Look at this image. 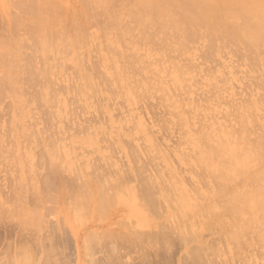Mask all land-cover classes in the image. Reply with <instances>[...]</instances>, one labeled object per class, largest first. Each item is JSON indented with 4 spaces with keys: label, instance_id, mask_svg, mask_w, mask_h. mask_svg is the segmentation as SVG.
Wrapping results in <instances>:
<instances>
[{
    "label": "rangeland",
    "instance_id": "obj_1",
    "mask_svg": "<svg viewBox=\"0 0 264 264\" xmlns=\"http://www.w3.org/2000/svg\"><path fill=\"white\" fill-rule=\"evenodd\" d=\"M217 1L0 0V264H264V165L203 161L248 123L264 158V21Z\"/></svg>",
    "mask_w": 264,
    "mask_h": 264
},
{
    "label": "bare ground",
    "instance_id": "obj_2",
    "mask_svg": "<svg viewBox=\"0 0 264 264\" xmlns=\"http://www.w3.org/2000/svg\"><path fill=\"white\" fill-rule=\"evenodd\" d=\"M217 1V0H216ZM221 2H222V0H218L217 1V6H220V5H222L221 4ZM242 4H246V5H251V6H254V14H255V16H256V18L258 19V21L259 20H263L264 21V0H242ZM243 5V6H244ZM169 7V6H168ZM178 7V6H177ZM211 10V9H210ZM42 12L44 13L45 12V15H46V11H44V10H42ZM174 13V12H173ZM185 13H186V11H185ZM188 13V12H187ZM186 13V14H187ZM207 13H209V11L207 12ZM207 13H205V14H207ZM204 14V15H205ZM41 15L42 14H40L39 13V18H40V20L38 21V24L39 25H45L46 26V28H47V26H48V24L47 23H50V22H47L46 21V16L44 17V16H42L41 17ZM48 15V14H47ZM175 16H177V15H175ZM184 16H186L185 14H184ZM206 16V15H205ZM50 18V17H49ZM48 20V19H47ZM51 20V19H50ZM53 22V21H52ZM169 22H171V21H169ZM168 22V23H169ZM177 22V21H176ZM185 22V21H184ZM189 22V21H188ZM209 22V21H208ZM167 23V22H166ZM180 23H183V21L182 22H180ZM264 23V22H263ZM47 24V25H46ZM177 24V23H176ZM249 24V23H248ZM51 25V24H50ZM169 25V24H168ZM171 25V24H170ZM173 25H174V22H173ZM173 25L171 26L172 28H174V27H178L179 26V21H178V26H175L174 25V27H173ZM182 25V24H181ZM250 25V24H249ZM257 25H258V27L260 28L261 27V25H262V21H261V23H260V21H259V23H257ZM184 26H186V25H184ZM208 26H210V25H208ZM169 27V26H168ZM180 28H181V26H179ZM183 27V26H182ZM251 27H249V29H250ZM169 29V28H168ZM211 29V31H212V28L211 27H209V30ZM262 29V28H261ZM264 29V28H263ZM179 30V29H178ZM251 30V29H250ZM250 30H248L249 32H250ZM40 31H41V29H40ZM46 31V30H45ZM170 31V30H169ZM173 31H174V29H173ZM235 31V30H234ZM257 31V30H256ZM259 31V30H258ZM262 31V30H261ZM260 31V32H261ZM47 33H48V31H46ZM176 32V31H175ZM178 32H180V31H178ZM248 33V32H247ZM262 33H264V32H262ZM42 34H43V32H42ZM44 34H45V32H44ZM249 34V33H248ZM251 34H252V36L254 35L253 34V32L251 31V33H250V43L253 45V46H255V45H257V41H255V43L253 42L254 41V39H257V37L255 36V38H254V36H253V38L254 39H252V36H251ZM260 33H258L257 32V35H259ZM47 35H49V34H47ZM246 35V34H245ZM262 35V34H261ZM38 36H40V35H38ZM37 36V38H40V37H38ZM42 36H44V35H42ZM50 36V35H49ZM48 36V37H49ZM243 36V35H242ZM248 36V35H247ZM47 37V36H46ZM43 38H45V37H43ZM259 38V37H258ZM46 39V38H45ZM49 39V38H48ZM47 39V40H48ZM251 39H252V41H251ZM261 39H262V37H261ZM34 40V39H33ZM41 40V42H43L44 43V41H45V43H47V41L46 40H44V41H42V39L40 38L39 39V41ZM248 40V41H249ZM263 40V39H262ZM262 40H260V41H262ZM25 41V40H24ZM38 41V40H37ZM36 41V42H37ZM257 42V43H256ZM25 43V42H24ZM38 43V42H37ZM44 43V44H45ZM180 43H182V42H180ZM9 44V43H8ZM42 44V43H41ZM259 44V43H258ZM38 45V44H37ZM48 45V44H47ZM181 45V44H180ZM183 45V44H182ZM252 45H250V47L252 46ZM264 45V44H263ZM262 45V46H263ZM261 46V45H260ZM41 47V46H40ZM39 47V48H40ZM43 47H45V45L43 46ZM48 47V46H47ZM11 48V47H10ZM255 48V47H254ZM257 48H258V45H257ZM263 48H264V46H263ZM0 49H1V45H0ZM256 49V48H255ZM4 50V49H3ZM264 50V49H263ZM16 51V50H15ZM48 51V50H47ZM2 52V51H1ZM0 52V59L2 60V53ZM22 52V51H21ZM40 52V51H39ZM4 53V52H3ZM13 53V52H12ZM258 53V52H257ZM261 54V53H260ZM4 55H5V53H4ZM3 55V56H4ZM10 55V54H9ZM47 55V54H46ZM41 56V55H40ZM11 57H13L12 56V54H11ZM41 58H42V56H41ZM40 58V59H41ZM11 59V58H10ZM46 59V58H45ZM44 59V60H45ZM264 59V58H263ZM6 60V59H5ZM43 60V59H42ZM28 61V60H27ZM32 61V60H31ZM263 61V60H262ZM40 62V61H39ZM43 62V61H42ZM47 62V61H46ZM0 63H1V61H0ZM6 63V62H5ZM12 64H13V61H12ZM263 64V63H262ZM8 65V64H7ZM29 65V64H28ZM45 65V64H44ZM9 67V66H8ZM25 67H26V65H25ZM32 67V66H31ZM30 67V68H31ZM30 68L28 69L29 71H30ZM147 68V67H146ZM25 70H27L26 68H24ZM34 69H35V66H34ZM34 69H32V72H33V70ZM36 69H39V68H36ZM6 70V69H5ZM27 70V71H28ZM6 72H7V70H6ZM31 72V71H30ZM29 72V73H30ZM31 72V73H32ZM38 72H39V70H38ZM49 72V71H48ZM47 72V73H48ZM27 73V72H26ZM37 73V72H36ZM40 73H43V71L42 72H40ZM14 74V73H13ZM12 74V75H13ZM45 74V73H44ZM34 76H35V74H33ZM48 76H50L49 74H47ZM30 76H31V74H30ZM40 75H38V77H39ZM43 76V75H42ZM16 77V76H15ZM27 77V76H26ZM33 77V76H32ZM31 77V78H32ZM43 77H47V76H43ZM21 78V77H20ZM25 79V78H24ZM181 80V79H180ZM12 81V80H11ZM24 81V80H23ZM28 81V80H27ZM44 81H45V79H44ZM20 82V81H19ZM4 84V83H3ZM6 87H7V85H6ZM12 87V86H11ZM9 88V87H8ZM13 91V90H12ZM244 119V118H243ZM246 119V118H245ZM244 119V120H245ZM251 121H252V119H251ZM243 122V121H242ZM247 122V121H246ZM248 123V122H247ZM247 123H245L244 122V124H247ZM241 124V123H240ZM243 125V124H242ZM241 125V126H242ZM248 126H249V123H248V125H243L242 126V128L243 129H241V132H239L240 133V137H238L237 136V138L235 137V135L232 133L233 132V130H232V132H229V131H222L221 132V134L223 135L222 137L223 138H225L224 140H223V143H220V141L222 140V137H220L219 139L220 140H216L217 141V146H216V144H215V146L213 145H211V151H212V153L211 154H209V155H206L205 157H204V159H203V161H204V163L205 164H207L206 166H207V168H210L211 169V173H212V170H213V173H212V175H213V178H214V176H216V171H215V174H214V170L215 169H217V170H219V169H221V171L220 172H218V173H220V174H218L217 173V176L216 177H218V178H222L224 175H222V177H221V174H226L227 175V170L230 168L231 170L229 171V172H231L230 174H234L236 171H237V168L238 167H240V166H244L245 165V171L244 172H247V170L248 169H254L255 170V172L256 173H259V172H261V170H260V168L262 167L263 168V165H264V158H262V150H261V148H260V146L259 145H257V147L254 145V146H251V144H249L248 143V137H247V132H246V129L248 128ZM251 128V127H250ZM247 131H249V129H247ZM235 133V132H234ZM204 135H206L205 133H204ZM236 135H237V133H236ZM210 136V135H209ZM215 136H217V135H215ZM212 137V136H211ZM264 140V139H263ZM215 141V142H216ZM208 142L210 143V141L208 140ZM204 143V142H203ZM211 144V143H210ZM222 144V145H221ZM225 146H224V145ZM254 144V143H253ZM263 145V144H262ZM212 147H214V148H212ZM263 147V146H262ZM263 149V148H262ZM262 152V153H261ZM263 156H264V154H263ZM217 158H219L220 160H222L223 162H226V164H228V166H226V167H220L219 169H218V167H219V165H218V163H217ZM84 165V164H83ZM233 166V167H232ZM109 167V166H108ZM246 167H248V168H246ZM82 168H84V167H81V169ZM101 168V167H100ZM214 168V169H213ZM223 168H226L225 169V171L226 172H223V173H221L222 171H224L223 170ZM235 169H236V171H235ZM258 170V171H257ZM58 171V170H57ZM83 171V170H82ZM95 171V170H94ZM97 171V170H96ZM105 171V170H104ZM120 171V170H119ZM209 172H210V170H208ZM233 171V172H232ZM249 171V170H248ZM93 172V171H92ZM98 172V171H97ZM136 172V171H135ZM53 173V172H52ZM104 173H106V172H104ZM124 173V172H123ZM122 173V174H123ZM91 174V173H90ZM96 174V173H95ZM95 174H93V176L95 175ZM113 174V173H112ZM115 174H117L118 175V173L116 172ZM128 174V173H127ZM210 174V173H209ZM229 173H228V175H230ZM232 174V175H233ZM237 174V173H236ZM235 174V175H236ZM246 174H248V172L246 173ZM253 174V173H252ZM106 175V174H105ZM105 175H98V177L99 176H105ZM111 175V174H110ZM126 175V174H125ZM130 175V174H129ZM128 175V176H129ZM232 175H230V176H228L229 178H230V180L228 179V181H231L232 179H233V177H234V175H233V177H231ZM87 176V175H86ZM96 176H94L93 178H95ZM115 177V176H114ZM119 177V176H118ZM130 177V176H129ZM212 177V176H211ZM227 177V176H226ZM227 177V178H228ZM260 176H258V178H259ZM50 178V177H49ZM52 178V177H51ZM78 178H80V177H78ZM102 178V177H101ZM113 178V177H112ZM121 178V177H120ZM131 178V177H130ZM218 178H216V179H218ZM223 178H225V176L223 177ZM222 178V179H223ZM48 179V178H47ZM77 179V178H76ZM97 179V178H96ZM114 179V178H113ZM212 179V178H211ZM221 179V180H222ZM62 180V179H61ZM98 180H102V179H98ZM121 182V185H123V183H122V181L123 180H121V179H119ZM220 180V181H221ZM227 179H225L224 181H226ZM44 181V180H43ZM52 181V180H51ZM50 181V182H51ZM79 181H80V179H79ZM87 181V180H86ZM93 181V180H92ZM103 181V180H102ZM117 181V180H116ZM148 181V180H147ZM223 181V180H222ZM78 182V181H77ZM84 182H85V180H84ZM96 182V181H95ZM100 181H98V183H99ZM108 182H109V180H108ZM127 182V181H126ZM140 182H142V181H140ZM216 182V181H215ZM44 183H46V182H44ZM48 183V182H47ZM79 183V187H80V182H78ZM82 183V182H81ZM120 183H118L117 184V182H116V186H118ZM144 183V182H143ZM212 183V182H211ZM83 184V183H82ZM100 184H103V182L102 183H100ZM127 184H129V182H127ZM222 184V183H221ZM224 184V183H223ZM226 184V183H225ZM224 184V185H225ZM51 185V184H50ZM50 185H45V186H50ZM109 185H110V183H109ZM108 185V186H109ZM45 186H43V187H45ZM54 186V185H53ZM77 186V185H76ZM99 185H97L96 187L97 188H95L94 189V191L95 192H97V193H100L101 194V190H103V188L101 189V186H100V191H99V187H98ZM102 186H105V184H103ZM113 186V185H112ZM120 186V185H119ZM78 187V186H77ZM81 187H83V185L81 186ZM110 187H111V185H110ZM109 187V188H110ZM50 188V187H49ZM52 188V187H51ZM87 188H89V187H87ZM111 188H113V187H111ZM44 189V188H43ZM46 189H48L47 187H46ZM45 189V190H46ZM55 189V188H54ZM53 189V190H54ZM67 189V188H66ZM69 189V188H68ZM76 189V188H75ZM79 189V188H78ZM81 189V188H80ZM105 189V188H104ZM118 189H120V188H118ZM71 190V189H70ZM82 190V189H81ZM85 190V189H84ZM87 190V189H86ZM90 190V192H91V189H89ZM110 190V189H109ZM113 190V189H112ZM234 190V189H233ZM44 191V190H43ZM48 191V190H47ZM51 191V190H50ZM49 191V192H50ZM80 191V190H79ZM108 191V190H107ZM220 191V190H219ZM83 192V191H82ZM85 192V191H84ZM103 192H106V190H104ZM217 191H215V193H216ZM221 192V191H220ZM44 193V192H43ZM77 193H78V191H77ZM80 193V192H79ZM92 193V192H91ZM90 193V194H91ZM107 193V192H106ZM142 193V192H141ZM147 193V192H146ZM150 193V192H149ZM223 193H225V191H223ZM255 193V192H254ZM19 194V193H18ZM34 194H35V192H34ZM42 194V193H41ZM45 194H47V193H45ZM66 194H67V192H66ZM70 194V193H69ZM86 194H89L88 192L87 193H85V196H86ZM89 194V195H90ZM136 194H138V193H136ZM236 194H237V191H236ZM235 194V192H234V194L233 195H236ZM240 194V193H239ZM33 195V194H32ZM31 195V196H32ZM39 195V194H38ZM50 195V194H49ZM68 195V194H67ZM78 195H80V194H78ZM89 195H88V197H89ZM139 195V197H141L140 196V194H138ZM138 195H136V197L138 196ZM232 195V196H233ZM246 195V194H245ZM35 196V195H34ZM55 196H57V195H55ZM81 196H83V193L81 194ZM104 196H105V194H104ZM215 196V195H214ZM220 196V195H219ZM236 196H239V195H236ZM236 196H235V198H236ZM252 196V197H251ZM250 196V198H254L253 196H255L256 197V199L255 200H257V199H259V198H261L262 200H264V189H260V190H258V191H256V193L254 194V195H251ZM16 197H17V195H16ZM26 197V196H25ZM37 197V196H36ZM39 198H41L40 197V195L38 196ZM37 197V198H38ZM51 197V196H50ZM50 197H49V199H50ZM88 197H86V198H88ZM92 197V196H91ZM96 197L98 198V196H97V194H96ZM99 197H100V195H99ZM103 197V196H102ZM139 197H138V200H139ZM216 197V196H215ZM223 197H225V196H223ZM223 197H221L223 200H224V198ZM228 197V196H227ZM35 198V197H34ZM48 198V197H47ZM58 198V197H57ZM112 198V197H111ZM18 199H19V197H18ZM17 199V200H18ZM36 199V198H35ZM82 199V198H81ZM103 199H104V197H103ZM102 199V200H103ZM106 199V198H105ZM110 199V198H109ZM108 199V200H109ZM225 199H226V197H225ZM246 199V198H245ZM15 200H16V198H15ZM30 200V199H29ZM31 200H32V197H31ZM39 200V199H38ZM51 200V199H50ZM55 200H57L56 199V197H55ZM83 200H85V199H83ZM93 200V199H92ZM107 200V199H106ZM137 200V199H136ZM227 200V199H226ZM251 200V199H250ZM21 201V200H20ZM26 201V200H25ZM28 201V200H27ZM26 201V202H27ZM37 201V200H36ZM53 201V200H52ZM258 201V200H257ZM38 202V201H37ZM46 202H48V201H46ZM50 202V201H49ZM85 202V201H84ZM84 202H82V204L84 203ZM87 202H91L90 200H88ZM87 202H85L84 204L86 205V203ZM99 201H98V199L96 200V199H94L93 200V203L97 206V205H99L98 206V208L101 206V204H102V201H101V204H99L98 203ZM250 202V201H249ZM31 203V202H30ZM44 203V202H43ZM43 203H41V204H43ZM80 203V202H79ZM105 203V202H104ZM107 201H106V204H104V205H107ZM252 203V202H251ZM21 204V203H20ZM19 204V205H20ZM23 204V203H22ZM27 204H29V203H27ZM32 204V203H31ZM45 204V203H44ZM83 204V208H82V205H81V203H80V206H81V209L83 210L84 209V205ZM88 204V203H87ZM91 204V203H90ZM140 204V203H139ZM17 205H18V203H17ZM34 206H36V204H33ZM104 205L102 204V206L104 207ZM110 205V204H109ZM143 205H144V203H143ZM143 205H141L142 207H143ZM25 206H26V204H25ZM29 206V205H28ZM39 206V205H38ZM67 206H69V205H67ZM78 207H79V205H77ZM90 206V205H89ZM140 206V207H141ZM19 207V206H18ZM70 207V206H69ZM76 207V206H75ZM94 207V206H93ZM145 207V206H144ZM150 207V209L152 208V206H149ZM148 207V208H149ZM240 207V206H239ZM20 208V207H19ZM77 208V207H76ZM86 208V207H85ZM145 208H147V207H145ZM242 208V207H241ZM12 209V208H11ZM14 209V208H13ZM75 209V208H74ZM73 209V210H74ZM79 209V208H78ZM87 209V208H86ZM85 209V210H86ZM45 210V209H44ZM47 210V209H46ZM96 210H97V208H96ZM100 210H102V209H100ZM99 210V211H100ZM103 210H104V208H103ZM242 210V209H241ZM5 211H6V209H5ZM26 212H27V210H25ZM24 211V212H25ZM37 211V210H36ZM75 211V210H74ZM73 211V212H74ZM81 211V210H80ZM84 211V210H83ZM108 211V210H107ZM7 212V211H6ZM34 212V211H33ZM48 212V211H47ZM82 212V211H81ZM84 212H86V211H84ZM28 213V212H27ZM38 213V212H37ZM45 213H46V211H45ZM75 213L76 214H74V216H72V217H74V219L76 218V217H79L78 218V220H80V218L82 217V215L80 216L79 214H80V212H79V210H77V212L75 211ZM79 213V214H78ZM83 213V212H82ZM90 213H91V211H90ZM24 214L25 213H23L22 212V214L21 215H23L24 216ZM33 214V213H32ZM73 214V213H72ZM84 215H85V213H83ZM26 215V217L29 215V217L31 216V213H29V214H25ZM37 215V214H36ZM38 215H39V213H38ZM35 216V215H34ZM86 216V215H85ZM90 216V215H89ZM26 217H24V220H23V224H21V225H23V227L24 226H27V223L29 224V223H31V221H30V218H29V221L30 222H28V218H26ZM37 217V216H36ZM39 217H40V215H39ZM44 216L42 215V218H43ZM46 218V217H45ZM35 219V218H34ZM41 219V218H40ZM27 222H26V221ZM42 220H44V218L42 219ZM77 220V221H78ZM2 221V220H1ZM41 221V220H40ZM75 221H76V219H75ZM19 222V221H18ZM118 222V221H117ZM34 223V222H33ZM38 223V222H37ZM121 224L123 223V222H120ZM119 223V224H120ZM4 224H6V223H4ZM31 225H32V223H31ZM34 225V224H33ZM116 225L117 226H119L117 223H116ZM1 226V225H0ZM16 226V225H15ZM18 226V225H17ZM16 226V227H17ZM98 226H101V224L100 225H98ZM113 226V225H112ZM68 227H69V225H68ZM122 227V226H121ZM6 228V227H5ZM27 227H25L23 230H25ZM69 228H71V227H69ZM10 229V228H9ZM20 229H22V228H20ZM3 230V229H2ZM8 230V229H7ZM11 230V229H10ZM38 230V229H37ZM27 231V230H26ZM71 231H72V229H71ZM108 231V230H107ZM9 232V231H8ZM21 232H22V230H21ZM116 232V231H115ZM33 233V232H32ZM35 233V232H34ZM112 234V237H113V235H115V237L116 236H118L119 235V233L118 232H116V233H113V231H112V233H110L108 236H110ZM35 235V234H34ZM121 235V234H120ZM139 235V234H138ZM143 234H140L138 237H135V235H134V237L132 238L133 240H131V239H129L128 240V242H127V240H126V236H124L123 234H122V236H124L123 238L125 239H121V237H120V239H121V241L123 240V241H125V243H138V242H141L142 241V239L140 238L141 236H142ZM23 236V235H22ZM28 236V235H27ZM27 236H26V238H27ZM93 236V235H92ZM91 236V234L89 235V237L91 238L92 237ZM24 237V236H23ZM33 237V236H32ZM94 237V236H93ZM111 237V236H110ZM110 237H108V238H110ZM119 237V236H118ZM145 237V236H144ZM29 238L31 239V237L29 236ZM35 238V237H34ZM41 238H44V237H41ZM96 238H97V236H96ZM105 238H107V237H105ZM38 239H39V237H38ZM93 239H95V237L93 238ZM100 239V238H99ZM98 239V240H99ZM104 239V238H103ZM110 239H113V238H110ZM109 239V240H110ZM117 239V238H116ZM119 239V238H118ZM17 240V239H16ZM25 240V239H24ZM29 240V239H28ZM28 240H26V241H28ZM45 240V239H44ZM88 239V237H86L85 239H84V243H87V247H88V245H89V241H92V240H89ZM106 240H108V239H106ZM144 240V239H143ZM39 241V240H38ZM36 242L35 240H34V242L33 243H39V242ZM41 241H43V240H41ZM46 241V240H45ZM48 241V240H47ZM88 241V242H87ZM112 241V240H111ZM130 241V242H129ZM25 242V241H24ZM95 242H96V240H95ZM100 242V241H99ZM18 243V242H17ZM20 243V242H19ZM35 243V244H36ZM43 243V242H42ZM76 243H77V245L79 246V239H78V237H76ZM102 243H104V242H102ZM106 243V242H105ZM142 243V242H141ZM26 244H27V242H26ZM28 244H29V242H28ZM93 244H95L94 243V241H93ZM140 244V243H139ZM85 245V244H84ZM133 245V244H132ZM36 246V245H35ZM91 246V245H90ZM128 246V245H127ZM37 248H39V247H37ZM24 249V248H23ZM26 250V249H25ZM27 251V250H26ZM29 251H30V249H29ZM28 251V252H29ZM27 252V256H28V254H31V253H28ZM24 253H25V251H24ZM23 254V253H22ZM23 256H24V254H23ZM16 258H17V256H16ZM25 259V258H24ZM18 260H19V258H18ZM17 260V261H18ZM28 262V259H26V260H24L23 262ZM21 262V261H20ZM19 262V263H20ZM16 263V262H15Z\"/></svg>",
    "mask_w": 264,
    "mask_h": 264
}]
</instances>
